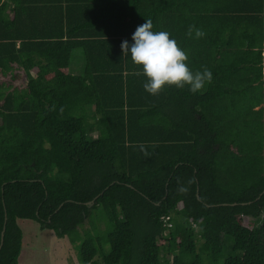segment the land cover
Returning <instances> with one entry per match:
<instances>
[{
  "label": "trees",
  "instance_id": "16d2710c",
  "mask_svg": "<svg viewBox=\"0 0 264 264\" xmlns=\"http://www.w3.org/2000/svg\"><path fill=\"white\" fill-rule=\"evenodd\" d=\"M148 19L212 72L202 91H145L121 43ZM20 72L0 80V264L19 219L80 264H264V0H0V78Z\"/></svg>",
  "mask_w": 264,
  "mask_h": 264
},
{
  "label": "clouds",
  "instance_id": "9594fccd",
  "mask_svg": "<svg viewBox=\"0 0 264 264\" xmlns=\"http://www.w3.org/2000/svg\"><path fill=\"white\" fill-rule=\"evenodd\" d=\"M202 38L205 33L190 25L187 31L189 37ZM132 43L127 40L121 43L123 56L130 54L132 62L142 67V73L147 77L143 87L151 95H158L168 86H175L195 94L204 89L206 83L212 82V72L207 68L195 72L188 66L189 56L176 40L170 38L167 31H154L153 22L148 19L138 25L132 34ZM139 74V73H138ZM145 155L149 153L145 152ZM180 192L187 189L181 187Z\"/></svg>",
  "mask_w": 264,
  "mask_h": 264
},
{
  "label": "rangeland",
  "instance_id": "374dc122",
  "mask_svg": "<svg viewBox=\"0 0 264 264\" xmlns=\"http://www.w3.org/2000/svg\"><path fill=\"white\" fill-rule=\"evenodd\" d=\"M71 61L81 63V73L83 57L80 49L74 50ZM18 224L23 234L18 264H80L77 247L67 237H57L53 230L41 228L34 220L19 219Z\"/></svg>",
  "mask_w": 264,
  "mask_h": 264
},
{
  "label": "crops",
  "instance_id": "0c3cea01",
  "mask_svg": "<svg viewBox=\"0 0 264 264\" xmlns=\"http://www.w3.org/2000/svg\"><path fill=\"white\" fill-rule=\"evenodd\" d=\"M80 65H81V63H79L77 61L76 62L70 61V65H69L70 72L72 74H79ZM82 70H83V68H82ZM82 70H81V72H82ZM30 73H31V75L33 74V72H30ZM8 79L9 78H7V77L6 78H0V80H2L4 82L6 81V84H9L13 87L14 86L22 87V86H24V84L26 83V80H27L25 74L22 72L19 73V77H17L16 79H14L12 81H9Z\"/></svg>",
  "mask_w": 264,
  "mask_h": 264
},
{
  "label": "water",
  "instance_id": "95a60500",
  "mask_svg": "<svg viewBox=\"0 0 264 264\" xmlns=\"http://www.w3.org/2000/svg\"><path fill=\"white\" fill-rule=\"evenodd\" d=\"M263 192H264V191H263ZM5 221H6V216H5V220H4L3 228H2L1 233H0V247H1V245H2L3 237H4Z\"/></svg>",
  "mask_w": 264,
  "mask_h": 264
},
{
  "label": "built area",
  "instance_id": "2783aa9c",
  "mask_svg": "<svg viewBox=\"0 0 264 264\" xmlns=\"http://www.w3.org/2000/svg\"><path fill=\"white\" fill-rule=\"evenodd\" d=\"M163 219H164V221H167L169 219V216H166Z\"/></svg>",
  "mask_w": 264,
  "mask_h": 264
}]
</instances>
